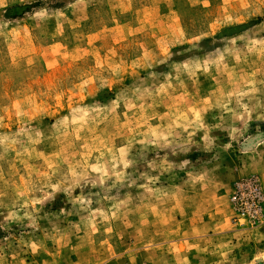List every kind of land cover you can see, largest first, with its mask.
I'll return each mask as SVG.
<instances>
[{"label":"rangeland","instance_id":"obj_1","mask_svg":"<svg viewBox=\"0 0 264 264\" xmlns=\"http://www.w3.org/2000/svg\"><path fill=\"white\" fill-rule=\"evenodd\" d=\"M264 0H0V264H264Z\"/></svg>","mask_w":264,"mask_h":264},{"label":"built area","instance_id":"obj_2","mask_svg":"<svg viewBox=\"0 0 264 264\" xmlns=\"http://www.w3.org/2000/svg\"><path fill=\"white\" fill-rule=\"evenodd\" d=\"M234 199L244 209H250L252 206H256L257 202H264V196L255 180L246 181L242 184Z\"/></svg>","mask_w":264,"mask_h":264}]
</instances>
